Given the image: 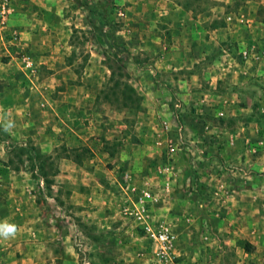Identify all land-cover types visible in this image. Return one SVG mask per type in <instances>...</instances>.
<instances>
[{"label":"rangeland","instance_id":"374dc122","mask_svg":"<svg viewBox=\"0 0 264 264\" xmlns=\"http://www.w3.org/2000/svg\"><path fill=\"white\" fill-rule=\"evenodd\" d=\"M9 1L12 15L0 21V32L11 39L13 61L33 59L36 65L9 69L19 81L17 92L38 93L33 81L41 82L45 109L63 107L72 125L85 128L69 155L85 167L90 161L97 166V179L89 181L91 192L79 193L78 185L53 177L65 150L42 153L31 137L8 142L0 134V161L7 158L14 169L28 171L33 194L26 226L16 219L17 234L0 237V264H152L151 242L132 213L143 191L151 193L142 202L144 214L176 236L179 264H264V162L255 169L254 207L236 210L235 197L192 179L197 165L183 159L194 154L186 142L167 137L164 115L145 112L149 97L168 96L151 81L167 43H206L212 59L235 46L242 49L238 62L250 68L244 80L249 88L241 84L233 102V95L225 98L227 114L219 117L229 128L252 122L251 141L262 145L264 58L255 53L264 52V0ZM177 12L188 19L178 25L183 33L175 40L171 24ZM203 27L220 32L207 39ZM181 57L177 53L176 61ZM125 85L140 100L129 99ZM178 91L185 93L183 86ZM9 92L0 87V93ZM205 116L207 122L217 118Z\"/></svg>","mask_w":264,"mask_h":264},{"label":"crops","instance_id":"0c3cea01","mask_svg":"<svg viewBox=\"0 0 264 264\" xmlns=\"http://www.w3.org/2000/svg\"><path fill=\"white\" fill-rule=\"evenodd\" d=\"M9 5H11L9 0H0V10L4 11L1 22L7 23L12 15V8ZM173 18L175 22L171 24L173 25L171 32L173 39L178 40L179 35L183 33L178 25L188 19V16L186 13L177 12L173 14ZM216 30L218 29L209 30L203 27V34L205 38L207 35V39H211ZM3 35L0 32V41L4 42L2 49L0 47V54L10 56L0 59V87L4 85L10 92L7 93L9 95L0 93V134H4L3 136L6 134L8 142L21 136L31 137L42 153L53 154L57 150V153L65 150L66 154L58 156L53 177L68 182L71 187L78 185L79 193L80 191L91 192L92 187L89 181L97 179L95 173L97 166H92L90 161V167H85L69 155L70 149L77 146L74 141L82 138L85 128L72 125L69 114L64 112L63 107L61 109L55 106L54 113L45 109V100L41 97L43 95H41L43 90L41 82L33 81V87L39 94L30 95L26 89L24 94L17 92L16 85H19V81L11 75L9 69L16 63L24 70L26 66L36 65L33 59L23 61V58H17V62L13 61L15 58L12 56L8 43L11 39ZM180 45L182 44L178 42L167 43L158 56L156 67L154 66L152 70L154 73L151 81L155 89L163 91L164 95L167 93L168 96L162 98V94H157L149 97L151 109L148 108L145 112L153 116L164 115V120L168 122V132L165 133L167 137L186 142V149L194 155L190 158V153L187 152V158L183 161L188 166L191 162L197 165V175L196 173L191 175L194 181L207 182L210 187H215L213 190L221 192L222 195L235 197L236 210L249 205L254 207L258 187L255 169L257 164L264 162V143L260 141L262 145H257V142L251 141L250 130L254 126L252 122L244 121L236 128H229L225 119L219 117V115L227 114L225 106L228 104H223L226 101L225 98L235 95L230 100L233 102L240 93L238 88L241 84L244 88H249L248 81L244 83V80L250 68L238 62V59H241L239 52L242 49L232 46L229 49H223L222 54L212 59L206 56L208 52L206 43L193 45V42H190L182 47ZM141 46L147 47L145 42ZM177 53L182 54V59L178 62L176 61ZM198 53L201 55L199 58L196 56ZM255 54H258L259 58H264L263 51ZM250 60L249 57L248 61ZM240 72L245 76L238 75ZM23 81H25L24 78ZM23 81L20 80L21 83ZM182 86L185 93L178 91L179 88L182 90ZM173 94H176V97ZM165 99L167 100L164 101ZM182 100L185 102L182 103ZM205 115L217 118L214 117L215 119L211 122H207L206 119L209 118L205 119L204 117H207ZM137 129L139 134L142 129L140 127ZM211 133L214 135L212 136ZM201 137L202 140L203 137L207 138V141L200 143ZM210 137L212 142L208 140ZM3 141L0 140V143L4 144ZM27 173L28 171L25 172V170L14 169L7 158L0 161V224H14L18 219L25 227L26 220L31 218L32 179L31 174L26 176ZM108 173L110 176L114 175L111 171ZM214 182L216 183L211 184ZM243 195H247V201L240 199Z\"/></svg>","mask_w":264,"mask_h":264},{"label":"built area","instance_id":"2783aa9c","mask_svg":"<svg viewBox=\"0 0 264 264\" xmlns=\"http://www.w3.org/2000/svg\"><path fill=\"white\" fill-rule=\"evenodd\" d=\"M2 14H4V11L1 9V20ZM170 151H175V147L173 145L170 146ZM132 190L134 189L132 188ZM150 197V192L143 191L141 195L138 196L137 200L139 203L136 204V210L132 213L140 220V226L146 237L151 242L152 264H179V261L177 260L178 254L175 253L174 250L176 240L174 233L168 229L163 221L151 220L144 214L142 202Z\"/></svg>","mask_w":264,"mask_h":264},{"label":"clouds","instance_id":"9594fccd","mask_svg":"<svg viewBox=\"0 0 264 264\" xmlns=\"http://www.w3.org/2000/svg\"><path fill=\"white\" fill-rule=\"evenodd\" d=\"M17 234V226L14 224L3 223L0 224V237L9 239Z\"/></svg>","mask_w":264,"mask_h":264},{"label":"trees","instance_id":"16d2710c","mask_svg":"<svg viewBox=\"0 0 264 264\" xmlns=\"http://www.w3.org/2000/svg\"><path fill=\"white\" fill-rule=\"evenodd\" d=\"M126 92H127V93H126ZM124 93H126V94L128 95V98H129V99L135 96V99H132V100H134V101H136V102H137L138 100H140V98L136 95L134 89H133L131 86H129V85H125V86H124ZM125 101H126V99H125Z\"/></svg>","mask_w":264,"mask_h":264}]
</instances>
